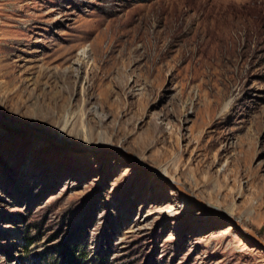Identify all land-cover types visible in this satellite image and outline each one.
Wrapping results in <instances>:
<instances>
[{
	"label": "rangeland",
	"instance_id": "obj_1",
	"mask_svg": "<svg viewBox=\"0 0 264 264\" xmlns=\"http://www.w3.org/2000/svg\"><path fill=\"white\" fill-rule=\"evenodd\" d=\"M0 114V264H264V0H0Z\"/></svg>",
	"mask_w": 264,
	"mask_h": 264
},
{
	"label": "water",
	"instance_id": "obj_2",
	"mask_svg": "<svg viewBox=\"0 0 264 264\" xmlns=\"http://www.w3.org/2000/svg\"><path fill=\"white\" fill-rule=\"evenodd\" d=\"M0 119H5L3 115L0 114ZM10 121V120H7ZM121 154L130 157V154L128 152L120 151ZM174 187L178 190L179 193H181L183 196L187 197L188 199L195 201L199 205L208 208V206L200 199L192 196L190 192L181 184L176 183L174 184ZM230 221L232 222V225L237 228L238 230L244 232L247 237L258 247L264 249V241L260 238V236L251 228L247 227L244 223H242L240 220H237L235 218L230 217Z\"/></svg>",
	"mask_w": 264,
	"mask_h": 264
},
{
	"label": "bare ground",
	"instance_id": "obj_3",
	"mask_svg": "<svg viewBox=\"0 0 264 264\" xmlns=\"http://www.w3.org/2000/svg\"><path fill=\"white\" fill-rule=\"evenodd\" d=\"M78 70H79V66H78ZM73 118H74V115L72 114V115H69L68 117H66L65 118V121H64V125H63V131H67L68 130V128H69V126L71 125V123H72V120H73ZM81 132L84 134V135H88L87 133V131H86V129L84 128V129H82L81 130ZM80 132V133H81ZM59 137V136H58ZM60 138V137H59ZM85 138V137H84ZM187 189V188H186ZM237 220H239V219H237Z\"/></svg>",
	"mask_w": 264,
	"mask_h": 264
},
{
	"label": "trees",
	"instance_id": "obj_4",
	"mask_svg": "<svg viewBox=\"0 0 264 264\" xmlns=\"http://www.w3.org/2000/svg\"><path fill=\"white\" fill-rule=\"evenodd\" d=\"M73 257H74V256H73ZM104 262H105V261L102 260V261H100L98 264H105Z\"/></svg>",
	"mask_w": 264,
	"mask_h": 264
}]
</instances>
